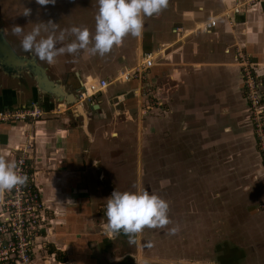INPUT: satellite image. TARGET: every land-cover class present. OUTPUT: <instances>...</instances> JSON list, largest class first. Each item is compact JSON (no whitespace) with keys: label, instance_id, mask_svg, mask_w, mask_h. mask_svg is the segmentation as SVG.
<instances>
[{"label":"crops","instance_id":"crops-1","mask_svg":"<svg viewBox=\"0 0 264 264\" xmlns=\"http://www.w3.org/2000/svg\"><path fill=\"white\" fill-rule=\"evenodd\" d=\"M239 1L243 0H167V6L159 13L144 17L139 35H125L120 43L114 44L109 52L102 55L104 59L99 64L102 73L96 71L99 65L92 63L98 55L87 50L80 52L78 70L74 73L76 78L68 81L71 88L80 89L88 83V76L110 82L108 89L85 103V111L90 114L89 144L80 125L82 117H77L74 112L63 108V104H56L55 100L43 95L42 108L47 112L43 118L0 123V158L14 162L23 144L29 142L34 147L30 163L50 214V221L39 240V245H45L38 247L36 262L127 264L128 258L112 249L107 217L103 213L105 210L100 212L108 198V183L102 181L105 178L108 182V123L113 121L110 118H121L122 115L128 120V115L134 120L129 109L134 103L140 111L138 118L145 117L142 114L144 102L135 92L140 82H117L123 71L134 68L140 62L143 52L156 53L155 66L149 70L144 85L160 84L158 97L166 89L170 99V110L164 118L160 117L161 110H153L149 115L158 132L164 129L170 133L171 153L168 160L180 151L179 159H189L183 148L192 149V133L217 131L216 139L221 148L233 146L226 141L224 132L229 138L254 134L249 106L242 94V71L235 50L238 47L249 54L262 76L264 89V1L251 7L244 6L241 14L226 18L225 13ZM212 19L217 20L216 27L210 32H199L198 29ZM90 68L95 71H87ZM81 77L86 81L82 83ZM17 79L0 72V110L19 107L26 100L40 104V93L32 95V91L21 90ZM23 79L24 76L20 80ZM34 89L38 91L36 85ZM99 96L103 105L96 102ZM108 105L114 109L110 107L106 114ZM165 105L167 101L164 100L162 107ZM93 106H96V114L91 111ZM142 122L144 125L140 122V130L145 131V121ZM223 128L224 132L221 131ZM111 136L116 137V133L112 132ZM254 136L251 144L255 147ZM254 155L260 162L257 151ZM261 163L262 159L260 172L264 171ZM179 164L182 162L174 165ZM8 191L0 189V198ZM258 233L262 236L252 238L254 242L259 241L256 243L258 249L255 252L249 250L248 257L242 258L247 263H240L239 259L236 264H264V224ZM134 258L138 263L139 256ZM135 260L133 264H137ZM229 262L221 260L216 264Z\"/></svg>","mask_w":264,"mask_h":264},{"label":"rangeland","instance_id":"rangeland-1","mask_svg":"<svg viewBox=\"0 0 264 264\" xmlns=\"http://www.w3.org/2000/svg\"><path fill=\"white\" fill-rule=\"evenodd\" d=\"M26 8L30 9L28 15L23 14ZM97 11V0H55L54 4L47 5H39L36 0H0V26L8 30V37L20 54L31 52L25 51L20 41L23 34L36 25L41 28V36H47L53 30L56 35L63 31L64 39L57 41V48L75 39V35L70 32L71 27H86L90 32L91 47ZM49 21L55 23V26L46 27ZM13 25L23 27V32L14 33ZM84 51L80 49L72 54L60 53L51 64L39 60L48 68L54 80H60L74 92L76 89L71 88L68 81L78 70V54ZM98 56L92 62L95 65L101 64L104 59V56ZM100 68L99 65L96 71L102 73ZM87 71L95 70L90 68ZM86 78L87 82H92L96 76ZM86 78L81 77L82 83ZM17 84L23 91H32V95L38 92L34 89V80L27 74L23 80L17 79ZM153 86L155 92L161 85L154 83ZM242 94L245 98V93ZM39 96L42 106L41 99L44 97L41 94ZM160 98L167 101V105L153 110H161L160 117L164 118L170 110L166 89ZM99 100L100 96L96 102L103 105ZM30 101L26 100L22 105L32 104ZM111 103L114 105L113 99ZM144 104L142 109L145 108ZM112 105L106 107V114ZM129 109L134 120L128 115V120L122 115L121 118L111 116L113 121L108 123V197L111 195V186L117 191L144 189L155 193L168 204L169 223L162 228L144 227L132 237L123 232L108 230L113 233L112 236L108 234L113 243L112 249L128 258L127 264L134 263V256H139L138 263L137 258L135 260L137 264H216L221 260H230V264H236L239 259L243 263L245 260L242 258L248 257L249 250L255 252L258 249L256 243L259 241L254 242L253 237L262 236L258 232L262 231L264 224V171L260 172L259 168L261 158L259 162L254 155L257 151L261 157L258 147L251 144L255 134L229 138L224 128L219 129L226 134V141L233 144L221 148L216 139L217 131L201 133L202 136L200 132L192 133V149L183 148L189 159H179L182 154L180 151L168 160L171 153L170 133L164 129L158 132L153 126V118L149 116L153 110L142 113L145 116L143 119L138 118L140 111L135 103ZM91 111L96 114V109L91 108ZM143 120L145 131L140 130L142 128L139 126L140 122L144 125ZM80 125L82 128V120ZM112 132L116 133V137L111 136ZM181 162L178 166L174 165ZM103 206L106 207V203ZM103 210L105 208L101 207L100 212ZM97 221H100L98 217Z\"/></svg>","mask_w":264,"mask_h":264},{"label":"built area","instance_id":"built-area-1","mask_svg":"<svg viewBox=\"0 0 264 264\" xmlns=\"http://www.w3.org/2000/svg\"><path fill=\"white\" fill-rule=\"evenodd\" d=\"M264 0H243L225 13L226 18L232 14H241L244 6L251 7ZM217 20L206 22L198 30L210 32L216 27ZM235 56L242 71V86L245 99L249 106L253 129L264 166V89L262 76L249 54L236 47ZM156 53L143 52L140 62L131 69H127L118 76L117 82L138 80L139 88L135 89L136 96L145 101L144 113L156 107H162L163 101L158 97V89L153 91V84L144 85L149 70L155 66ZM110 82L106 79H95L81 86L78 90L79 103L85 104L95 95L108 89ZM46 111L38 103L22 105L0 110V123L27 122L43 118ZM33 145L29 142L18 149L15 164L18 171L26 177L23 185H16L0 198V264H37L36 254L39 240L45 225L50 221V214L42 198V192L37 184L31 160Z\"/></svg>","mask_w":264,"mask_h":264},{"label":"clouds","instance_id":"clouds-1","mask_svg":"<svg viewBox=\"0 0 264 264\" xmlns=\"http://www.w3.org/2000/svg\"><path fill=\"white\" fill-rule=\"evenodd\" d=\"M39 5L54 4L55 0H36ZM98 11L95 15V33L91 36L86 27L73 26L70 32L75 39L63 47H56L58 40L64 39L61 31L56 35L54 30L47 36H41V28L36 25L31 31L24 33L21 38V47L31 51L40 60L54 63L55 57L67 52L75 53L80 49L87 50L93 55H104L114 44L130 34L137 36L144 25V17L159 13L167 6V0H97ZM30 9H25L28 15ZM55 26L49 21L45 24ZM12 31L16 34L23 32V27L13 25ZM26 177L21 174L15 162L0 158V189H11L16 185H23ZM167 202L155 193L139 189L136 191L113 190L107 198L104 215L107 217L108 229L114 233L123 232L132 237L144 227L162 228L169 223L167 216ZM175 231V229H171Z\"/></svg>","mask_w":264,"mask_h":264},{"label":"water","instance_id":"water-1","mask_svg":"<svg viewBox=\"0 0 264 264\" xmlns=\"http://www.w3.org/2000/svg\"><path fill=\"white\" fill-rule=\"evenodd\" d=\"M0 71H3L10 77L18 79H22L24 73L29 75L34 80L36 88L41 95L55 100L57 104L64 103L68 111H73L77 117H82V129L89 139L88 144L90 143L91 134L88 128L90 114L84 112L83 108L86 109L85 104L79 103V89L72 92L60 80H54L49 75L48 68L42 65L35 55L25 56L19 54L9 41L4 27H0ZM96 106L91 108L96 109ZM71 107L73 108L71 109ZM98 170L101 173L100 175H102L101 167L98 166ZM103 180L104 183H108L105 178ZM113 190L114 187L111 186L110 193ZM108 234L113 235L110 231H108Z\"/></svg>","mask_w":264,"mask_h":264},{"label":"flooded vegetation","instance_id":"flooded-vegetation-1","mask_svg":"<svg viewBox=\"0 0 264 264\" xmlns=\"http://www.w3.org/2000/svg\"><path fill=\"white\" fill-rule=\"evenodd\" d=\"M0 27H2V26H0ZM9 36V34L7 35V37ZM8 39H9V37H8ZM11 40V39H10ZM13 42V41H12ZM13 45H14V43H12ZM15 47V46H14ZM16 49V48H15ZM18 53H19V51L18 50H16ZM20 54V53H19ZM34 55L32 52H28L27 54H21V55H25V56H29V55ZM39 59V58H38ZM40 61V60H39ZM1 72V71H0ZM2 73H4L3 71H2ZM5 74V73H4ZM24 75H25V73H24ZM38 103V102H37Z\"/></svg>","mask_w":264,"mask_h":264},{"label":"trees","instance_id":"trees-1","mask_svg":"<svg viewBox=\"0 0 264 264\" xmlns=\"http://www.w3.org/2000/svg\"><path fill=\"white\" fill-rule=\"evenodd\" d=\"M72 77H75V76L73 75V76H71V78H72ZM75 78H76V77H75ZM77 85H78V84H77ZM77 85H76V86H77Z\"/></svg>","mask_w":264,"mask_h":264},{"label":"bare ground","instance_id":"bare-ground-1","mask_svg":"<svg viewBox=\"0 0 264 264\" xmlns=\"http://www.w3.org/2000/svg\"><path fill=\"white\" fill-rule=\"evenodd\" d=\"M81 108H82V107H81ZM83 110H84V112H86L84 108H83Z\"/></svg>","mask_w":264,"mask_h":264}]
</instances>
